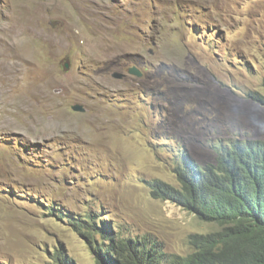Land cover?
<instances>
[{
  "label": "rangeland",
  "instance_id": "1",
  "mask_svg": "<svg viewBox=\"0 0 264 264\" xmlns=\"http://www.w3.org/2000/svg\"><path fill=\"white\" fill-rule=\"evenodd\" d=\"M236 139L264 142V0H0V264H95L87 214L188 255L220 226L150 184Z\"/></svg>",
  "mask_w": 264,
  "mask_h": 264
},
{
  "label": "trees",
  "instance_id": "2",
  "mask_svg": "<svg viewBox=\"0 0 264 264\" xmlns=\"http://www.w3.org/2000/svg\"><path fill=\"white\" fill-rule=\"evenodd\" d=\"M174 172L179 186L154 181L152 195L176 203L219 230L192 234V252L185 256L167 253L145 239L116 237L109 222L90 214L80 220L69 217L75 222H67L94 247L95 264H264V142L222 143L215 162L205 166L183 155ZM54 260L76 264L61 250Z\"/></svg>",
  "mask_w": 264,
  "mask_h": 264
},
{
  "label": "water",
  "instance_id": "3",
  "mask_svg": "<svg viewBox=\"0 0 264 264\" xmlns=\"http://www.w3.org/2000/svg\"><path fill=\"white\" fill-rule=\"evenodd\" d=\"M66 66L68 67V65H66ZM128 73H129L130 75H135V76H138V77H140V76L142 75L141 71H140L139 68L136 67V66L129 67V68H128ZM123 75H124V74H122V73H116L114 76L117 77V78L119 79V78H122ZM72 109H73L74 111H78V112H84V111H85L84 106H83V105H79V104L73 105V106H72Z\"/></svg>",
  "mask_w": 264,
  "mask_h": 264
}]
</instances>
